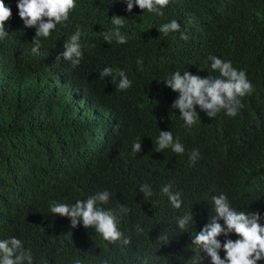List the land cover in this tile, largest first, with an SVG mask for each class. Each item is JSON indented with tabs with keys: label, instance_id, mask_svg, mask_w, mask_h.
Instances as JSON below:
<instances>
[{
	"label": "trees",
	"instance_id": "obj_1",
	"mask_svg": "<svg viewBox=\"0 0 264 264\" xmlns=\"http://www.w3.org/2000/svg\"><path fill=\"white\" fill-rule=\"evenodd\" d=\"M4 3L12 16L0 39V239H20L33 264H193L191 240L215 215L213 196L258 212L264 225V0H170L163 16L136 7L129 14L117 0H76L67 26L41 38L39 54L18 0ZM113 15L125 18L123 45L103 39ZM172 19L187 41L159 33ZM77 26L83 58L72 68L57 57ZM209 56L243 70L254 91L235 117L222 110L209 119L197 107L200 119L189 130L171 108L179 94L163 81L177 71L218 77ZM106 67L123 70L131 87L100 79ZM160 131H171L185 152H156ZM192 150L200 154L194 164ZM168 184L180 193L178 210L161 193ZM144 185L152 196L140 192ZM102 191L110 196L101 207L130 209L119 214L127 246L50 213L52 201L74 204ZM190 212L195 223L182 231L178 219Z\"/></svg>",
	"mask_w": 264,
	"mask_h": 264
},
{
	"label": "clouds",
	"instance_id": "obj_2",
	"mask_svg": "<svg viewBox=\"0 0 264 264\" xmlns=\"http://www.w3.org/2000/svg\"><path fill=\"white\" fill-rule=\"evenodd\" d=\"M117 2L124 3L125 11L129 14L136 7L142 13L163 16V10L169 5L170 0H117ZM16 8L24 28L35 29L32 40L34 47L31 51L33 54H39L38 50L42 47L41 38L47 39L57 25L67 26L69 16L76 8V0H18ZM11 16V8L5 5L4 0H0V39L9 35L5 30V23ZM111 23L114 29L110 33H103V39L108 43L113 39L121 45L127 43V37L120 32L125 26V18L113 15ZM158 31L165 37L170 33H180L181 40H188V36L181 32V26L175 19L162 24ZM81 35V29L77 26L75 33L63 44V51L57 57L58 61L63 59L72 68L80 64L83 58ZM208 60L211 61L210 68L219 73L218 77L202 78L188 71L183 74L177 71L163 81L166 87L179 94L171 108L178 109L179 118L184 122L183 127L189 130L200 119L197 107L209 119L214 118L222 110L226 116L235 117L238 110L243 107L242 99L254 91L246 73L235 69L230 61L226 62L216 56H209ZM109 76L119 77L117 85L119 90L131 87V81L123 70L106 67L99 74L100 79ZM156 144V152L165 149H170L178 155L185 152L184 145L179 139H174L171 131H160ZM132 148L134 152L139 153L141 143H134ZM199 155L197 150H192L189 154L190 163L194 164ZM170 189V184L165 185L161 193L167 197L171 206L178 210L182 206L180 193L172 192ZM140 192L146 197L152 196L148 185L142 186ZM109 196L108 191H102L86 200H77L74 204L52 201L49 210L52 215L67 218L72 229L82 225L84 229H94L95 233L109 244L119 242L127 246L131 243V238L125 237L121 232L119 214H127L130 209L124 205H120L118 211L101 207L108 203ZM212 203L215 215L191 240V245L196 249L193 264H201L205 256L210 258V264H258L259 261H264V225L260 223V214L237 211L223 194L213 196ZM177 223L180 230L187 231L195 222L190 212L179 218ZM137 231H142L139 226ZM230 234H235L237 239H228ZM220 236L225 237L223 243L217 239ZM221 251L225 253L223 257L220 255ZM201 253L204 256H201ZM0 264H33V255L30 249L26 250L23 247L22 241L18 238L0 239ZM76 264L81 262L77 260ZM102 264H108V261H102Z\"/></svg>",
	"mask_w": 264,
	"mask_h": 264
}]
</instances>
